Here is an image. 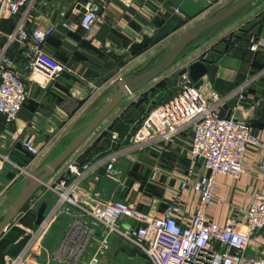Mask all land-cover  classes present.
<instances>
[{"label":"crops","instance_id":"obj_1","mask_svg":"<svg viewBox=\"0 0 264 264\" xmlns=\"http://www.w3.org/2000/svg\"><path fill=\"white\" fill-rule=\"evenodd\" d=\"M85 1L34 0L28 6L29 32L35 28L54 27V33L47 38L44 47L48 54L65 66L57 79H48L39 72H31L28 56L21 43L14 42L8 48L9 57L15 61L16 69L26 83L28 101L13 125L7 126L0 114V149L9 157V160L0 158V221L10 203L22 190L27 176L42 162L50 160L57 148L63 151L83 124L89 123L111 100L117 81L136 70L140 64H146L153 47L164 43L170 36L150 44L120 65L102 47L106 46L117 53L126 52L124 46L141 40L143 33H154L152 20L160 10L176 9L168 0H109L89 34L90 39H86V33L80 27ZM249 15L246 22L242 23L243 26L239 25L240 28L231 35L219 36L209 44L197 43L186 57L176 62L188 72L190 65L198 60L208 66L209 71L202 77L204 83L199 88L204 94H225L264 70V47L257 51L250 49L252 35L264 38V7L257 8ZM13 27L14 19L4 12L0 18V48ZM170 74L166 70L149 82H154L151 86L146 84L126 97L56 173L44 181L27 207L0 234V242L11 228L20 231L15 241L38 229L36 219L41 203H47L46 216L56 201L59 180L67 176L70 180L75 178L69 169L70 164L82 167L86 163H95L127 145L126 135L140 126L149 110L177 92L175 86L171 88ZM140 105L147 106L148 110L141 113L138 121L128 123L125 135L113 142L111 130L114 125L127 112L138 109ZM226 105L228 108L225 112L246 120L252 132L264 144V75L252 82L243 98L234 97ZM30 132L36 136L40 149L37 156L30 154L21 144L23 136ZM191 137L188 131L171 142H159L142 152L131 154V157H121L116 163L115 179L106 176L104 167L99 168L81 183L78 199L88 206L98 200L123 199L145 211L159 214L168 204L173 203L186 214L192 213L197 207L198 194L192 189L179 188V172L188 164ZM245 168L246 171L238 179L224 174L218 176L215 198L208 209L209 219L223 224L236 208L248 206L254 190L264 192V147L249 148L245 156ZM78 213L75 208L72 215L60 213L50 222L46 231L29 242L25 253L32 264L53 263L50 257L54 248L73 216ZM179 221L188 222V218L182 216ZM247 253L264 257V230L253 237ZM2 255V258L7 257L4 251Z\"/></svg>","mask_w":264,"mask_h":264},{"label":"built area","instance_id":"obj_2","mask_svg":"<svg viewBox=\"0 0 264 264\" xmlns=\"http://www.w3.org/2000/svg\"><path fill=\"white\" fill-rule=\"evenodd\" d=\"M33 1L1 0L0 18L5 12V15L14 19L13 30L0 48V114L7 126L16 123L28 101L26 83L18 73L15 61L7 53L10 45L14 42L22 44L31 72H39L55 80L65 68L44 47L47 38L54 33V27L28 31V6ZM108 1L87 0L83 4L85 12L80 27L85 31L86 39H90L89 34ZM251 43L250 49L257 51L264 47V38L252 35ZM263 75L264 70L225 94L206 95L195 87L188 70H184L179 90L149 110L140 126L126 135L127 145L112 152L104 160L86 163L82 167L69 165L75 178L70 180L67 176L59 180L55 203L38 229L30 233L31 238L20 255L11 257L13 260L10 264H32L25 253L29 242L46 231L57 215H72L74 208L79 213L73 216L61 236L50 257L52 262L77 264L93 240L99 238L100 244L92 257V262L97 263L105 249L109 248L112 235H119L146 256L149 264H264V257L247 253L253 237L264 230V192L254 190L248 206L236 208L223 224L208 217V209L213 204L217 190L218 176L224 174L240 178L246 171L245 156L249 148L264 147L246 120L221 115L228 101L234 97L243 98L252 82ZM147 110L145 106V112ZM188 131L192 134L189 160L185 169L179 172V188L192 189L198 194L197 207L192 213L186 214L173 203L159 214L145 211L123 199L98 200L91 206L78 199L81 183L99 168L104 167L106 176L115 179L116 163L121 157H131V154L142 152L159 142H171ZM123 136L111 130L113 142ZM21 144L33 156L40 154L33 133L25 134ZM0 158L9 160L1 149ZM182 216L187 217L188 222L179 221ZM127 218L133 219L135 224H129Z\"/></svg>","mask_w":264,"mask_h":264},{"label":"water","instance_id":"obj_3","mask_svg":"<svg viewBox=\"0 0 264 264\" xmlns=\"http://www.w3.org/2000/svg\"><path fill=\"white\" fill-rule=\"evenodd\" d=\"M253 1L255 0H239L228 6L226 9L209 17L205 21L197 24L187 31L176 41V43L156 65L138 73L121 77L115 84L111 100L98 111L96 116L73 138L70 144L58 155L52 157L44 165L37 168L34 172L27 176L22 190L10 203L7 208L6 215L0 221V234L9 228L15 218L29 203L34 194L42 187L44 181L56 173L57 169L67 160V158L120 105L126 97L138 91L170 68L179 59L186 47L193 40L197 39L203 32L231 17ZM216 2H218V0H168V3L176 10L171 11L169 9H163L153 17V34L143 33L141 40L135 41L129 46H124L126 49V52L124 53H117L115 50H111L106 46H103L102 49L107 52L108 55L111 56V58L118 64L123 65L130 57L137 55L150 44L157 43L165 39L177 29L182 27L187 22L188 18L197 17L203 13L205 9L211 7ZM82 12H85L84 7L82 8ZM208 71V66L200 60L195 61L190 65L189 75L195 83L196 88H200V86L203 85L204 80L202 77L206 75ZM227 108V105L224 106L221 110V115L230 117V112H225V109ZM144 112V105H140L136 110H130L123 116L122 120L114 125V131L118 132L120 136H123L128 128L127 124L138 121L141 117V113ZM46 210L47 203L42 202L37 211V225L43 221ZM126 221L129 224L134 223L131 218H127ZM30 238V234H25L20 239L10 244L4 250V254L11 257L19 256Z\"/></svg>","mask_w":264,"mask_h":264},{"label":"rangeland","instance_id":"obj_4","mask_svg":"<svg viewBox=\"0 0 264 264\" xmlns=\"http://www.w3.org/2000/svg\"><path fill=\"white\" fill-rule=\"evenodd\" d=\"M237 1H239V0H218V2L213 4L211 7L205 9L203 11V13H201L197 17L188 18L187 22L182 27H180L175 32H173L164 41V43H161V44L153 47L154 49H152V51H151L152 53H150L151 55H150L149 61L146 64H140V66L137 67L136 70H134L133 72H130L128 75L138 73L140 71H143L145 69H148V68L156 65L165 56V54L168 52V50L176 43V41L178 39H180L187 31H189L191 28H193L197 24L205 21L209 17L216 15L217 13L226 9L228 6L234 4ZM263 7H264V0L253 1L252 3H250L249 5H247L246 7H244L243 9H241L240 11H238L237 13L232 15L231 17L227 18L226 20L220 22L216 26H214V27L208 29L207 31L203 32L197 39L193 40L186 47V49L184 50V52L181 54V56L179 58L186 57V55L190 52V50L193 49L194 46H196L197 43H199V45L200 44L203 45L206 43L209 44V43H212V41L215 40L219 36H225L227 34L231 35L233 33V31H236L237 29L240 28L242 23L246 22L247 17L250 16L249 15L250 13H252L257 8H263ZM176 62L170 68H168L167 71L169 70V72H171V74H170V76L172 78L171 88H173L175 86V91H178L181 84H182V74L184 72V68L183 67L181 68L182 65L179 63L176 64ZM153 83L154 82L148 83L147 86H151V84H153ZM87 124L88 123L85 122L83 124L82 128L78 131V133L82 129H84V127ZM59 152H60V148H57L55 150L53 156H56V154ZM45 163L46 162H42V164H40L39 167H41ZM6 212H7V210L5 211L2 218L5 216ZM30 222H32V218H31ZM29 225L30 224H28V226ZM124 227H127V226L125 225ZM21 233H23V230H21ZM10 237L15 238V237H17V235L12 234ZM53 239H55V236ZM98 239L93 240V243L91 244V246L88 247L86 252H84L80 261L77 264H149L148 260L145 258L146 256L144 257L143 255H141L130 243H128L123 238H121L119 235H112L111 241H110V246L108 249L107 248L105 249V253L103 254L102 258H100V261L97 263L92 262V257L95 254V252H96V250L100 244ZM7 241L8 240L4 241L2 239L0 242V264H10V262L13 260L11 258V256H8V255H7V257L2 258V256H3L2 252L4 251L5 244L7 243ZM55 248H54V250H55ZM50 264H58V263L53 262ZM63 264H66V263H63Z\"/></svg>","mask_w":264,"mask_h":264},{"label":"trees","instance_id":"obj_5","mask_svg":"<svg viewBox=\"0 0 264 264\" xmlns=\"http://www.w3.org/2000/svg\"><path fill=\"white\" fill-rule=\"evenodd\" d=\"M160 86H163V84H161ZM174 95V94H173ZM172 95V96H173ZM171 96V97H172ZM170 97V98H171ZM169 99V98H168ZM26 207H27V205H26ZM25 207V208H26ZM12 234H15V235H17V237H15V238H11L10 236L12 235ZM19 235H20V231L19 230H17L16 228H11V230L5 235V237H4V241L5 240H8L7 241V243L5 244V247L7 246V244H9V243H13L18 237H19ZM5 249V248H4Z\"/></svg>","mask_w":264,"mask_h":264}]
</instances>
